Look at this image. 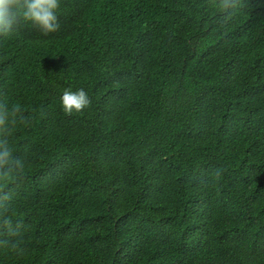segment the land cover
Masks as SVG:
<instances>
[{"label": "trees", "instance_id": "1", "mask_svg": "<svg viewBox=\"0 0 264 264\" xmlns=\"http://www.w3.org/2000/svg\"><path fill=\"white\" fill-rule=\"evenodd\" d=\"M221 5L62 0L58 32L0 38V104L30 117L0 264H264V0Z\"/></svg>", "mask_w": 264, "mask_h": 264}, {"label": "clouds", "instance_id": "2", "mask_svg": "<svg viewBox=\"0 0 264 264\" xmlns=\"http://www.w3.org/2000/svg\"><path fill=\"white\" fill-rule=\"evenodd\" d=\"M241 0H222V10L225 16L232 15L240 6ZM62 0H0V38L10 39L31 27L39 30L41 35L48 36L60 30V13ZM61 103L66 115L80 113L91 106L88 93L80 88L76 91L65 89ZM30 117L24 115L19 105L9 107L7 103L0 104V184L10 185L13 181L25 178L27 164L21 157L14 155L9 145L8 137L16 126L29 125ZM221 178V170L213 173ZM7 198V197H5ZM8 223V221H5ZM17 246L12 245L15 249ZM21 249L17 254H23Z\"/></svg>", "mask_w": 264, "mask_h": 264}]
</instances>
